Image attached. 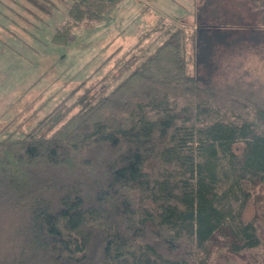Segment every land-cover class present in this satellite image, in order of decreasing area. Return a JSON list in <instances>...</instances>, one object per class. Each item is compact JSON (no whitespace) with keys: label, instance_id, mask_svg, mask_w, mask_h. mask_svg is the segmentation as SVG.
I'll use <instances>...</instances> for the list:
<instances>
[{"label":"trees","instance_id":"trees-1","mask_svg":"<svg viewBox=\"0 0 264 264\" xmlns=\"http://www.w3.org/2000/svg\"><path fill=\"white\" fill-rule=\"evenodd\" d=\"M25 1L45 16L69 3L51 35L66 44L121 0ZM245 17L262 36L264 0ZM182 37L71 115L57 105L0 139V264H220L217 242L228 256L264 246V209L244 215L264 185V84L189 73Z\"/></svg>","mask_w":264,"mask_h":264},{"label":"rangeland","instance_id":"rangeland-1","mask_svg":"<svg viewBox=\"0 0 264 264\" xmlns=\"http://www.w3.org/2000/svg\"><path fill=\"white\" fill-rule=\"evenodd\" d=\"M58 4L45 16L25 0H0V139L23 136L57 105L68 107L69 116L107 94L177 29L189 73L264 84V25L254 27L262 36L248 38L243 24L254 0H121L106 20L74 29L66 44L51 41L67 19L69 3ZM238 12L241 21L228 17ZM262 209L264 185L244 215L259 216ZM214 249L220 264H259L264 256V246L236 256L221 252L218 242Z\"/></svg>","mask_w":264,"mask_h":264}]
</instances>
